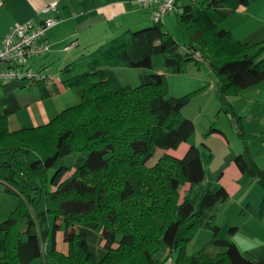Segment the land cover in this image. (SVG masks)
Masks as SVG:
<instances>
[{"label":"trees","instance_id":"obj_1","mask_svg":"<svg viewBox=\"0 0 264 264\" xmlns=\"http://www.w3.org/2000/svg\"><path fill=\"white\" fill-rule=\"evenodd\" d=\"M251 1L202 0L177 7L184 50L164 21L152 19L149 26L110 38L88 54L87 71L59 80L79 102L42 125L9 129V115L28 103L14 89L36 83L41 97H49L59 87L49 89L45 81L2 83L0 167L7 173L0 175V188L18 199L0 222V264H30L38 258L45 264H161L174 252L175 264H264V244L242 252L233 240L218 236L216 220L225 197L205 183L213 157L209 146L191 144L182 156L170 152L194 133V121L182 112L193 93L167 96L166 76L157 72L141 74L136 86L121 84L113 70L152 69L158 54L174 73L204 60L217 78L220 109L235 115L229 98L264 81V40H237L222 21ZM238 128L239 136L249 137L242 124ZM256 138L264 141V132ZM157 149L164 152L148 165ZM230 162L239 168L242 186L253 181L261 186L259 209L250 202L247 206L262 216L264 166L245 144L242 152L228 154L214 178ZM51 215L61 219L57 227L70 228L64 234L67 252L50 240ZM250 225L264 242V226ZM198 228L210 229L212 237L187 254ZM103 241L106 245L100 246ZM209 246L220 250L213 254Z\"/></svg>","mask_w":264,"mask_h":264},{"label":"rangeland","instance_id":"obj_2","mask_svg":"<svg viewBox=\"0 0 264 264\" xmlns=\"http://www.w3.org/2000/svg\"><path fill=\"white\" fill-rule=\"evenodd\" d=\"M182 1L189 4L202 0ZM6 3L5 5L0 3V33L4 31L8 25H11L13 21L23 17V9L26 7L25 0H13ZM79 3L80 1L76 0L75 10L77 13L81 9ZM61 7L62 2L59 3V8ZM176 11V9H173L166 14L164 25L167 29H171V34L179 42L180 49L184 50L182 34L176 20ZM59 18L61 19V16H59ZM118 35L120 34H116V36ZM75 38L76 36H73L72 40ZM70 40L71 39L68 40V38H66L63 42H60L61 48L59 47V52L55 54L54 59H50V62H48L50 63L48 64L50 72L54 74V76H59L60 79L83 73L88 69V58L86 57V53L82 54L78 52L70 56L69 52L63 51L64 45ZM50 50L52 51L51 46ZM67 62H72V69L68 73L62 74L60 69ZM113 70L121 84L136 86L141 81V74L157 72L163 73L166 76L167 96H181L191 92L193 93L189 104L183 108L182 112L185 117L192 119L195 123V130L190 140L195 141L201 148H204L206 145L209 146L213 154L212 161L206 166V173L209 178L212 175V171H215L214 173L216 174L220 173V168L228 153L242 152L245 144L248 145L252 156L256 159L258 164L262 167L264 166V141L256 138L264 132V87L259 94L255 93L253 95L255 99L253 103L247 101L246 97H241L243 95L231 96L230 102L236 113L233 115L220 109V102L213 90H206L207 87H209L208 85L211 79L213 77L215 78V74L205 63L202 67H199V69L198 67H189L188 65L185 72L174 73L170 68L165 66L162 55L158 54L153 56L152 69L118 66ZM4 82L5 81H0V96L2 94V83ZM44 85L49 89L59 87V92L53 96L41 97L40 87L36 83L25 84V86L21 84L17 85L14 92L20 97L22 103L24 101L36 100L38 105L48 113L46 119L54 117L61 110L79 102V98L75 91L70 88H65L61 83L56 84L53 80H48L44 82ZM199 88L204 89L197 91ZM29 109L31 108L25 104V106L21 108L19 114L27 116L29 120H27L26 123L32 126L35 125L33 124L35 122L31 120ZM241 124L243 132L248 134L249 137H241L238 135V132L241 133L238 128ZM211 128L215 130H210ZM163 152V149H157L155 154L148 160L147 164H154ZM2 157H4V154L0 153V159ZM6 173L7 170L0 167V175H6ZM262 195L263 191L261 186L256 181H253L244 185L243 192L238 194V196L234 198V201L228 200L224 202L223 208L219 212L216 220V223L220 226L219 238H230L238 245L242 252L264 244L263 241L254 236L250 231L252 230L250 222L254 221L264 226V214L259 217L253 214L251 209L247 206L250 202L258 210ZM60 222L61 219L59 220V217L56 215L50 216V240H56L58 245H62L64 250H66L68 244L64 234L67 233L70 228L66 230L65 228L57 227V224H60ZM246 223L247 225L245 226ZM236 226L240 228L234 232H230V228ZM211 237L212 231L210 229L198 228L195 231L193 239L187 244V254H192L209 244ZM106 243L107 241H103L100 246H105ZM219 250L218 247L209 246V251L213 254ZM173 256L176 257L177 252H174ZM30 264L45 263L43 258H38L33 260Z\"/></svg>","mask_w":264,"mask_h":264},{"label":"crops","instance_id":"obj_3","mask_svg":"<svg viewBox=\"0 0 264 264\" xmlns=\"http://www.w3.org/2000/svg\"><path fill=\"white\" fill-rule=\"evenodd\" d=\"M11 1L13 0H9L7 3ZM49 1L50 0H25L26 7L23 9V17L19 20L13 21L11 25H8L4 31L0 33V38H2L8 29L13 26L24 23L28 20L38 22L44 19L47 15L41 12V8ZM78 1H80L79 4L81 9L77 13L75 10L76 0H59L57 10L54 12L53 16L56 18L61 16V19L59 18V22L53 26L44 37L49 42L52 51L50 50L46 55L37 59L40 64H50L48 63L50 62V59H54L55 54L59 52V43L63 42L66 38L71 40L67 42L64 47L72 41L75 43V46L70 50H65L63 47V51L69 52L70 56L74 53L77 54L78 52H81L82 54L86 53L87 57L91 51L108 41L110 38L116 36V34H121L128 29H138L144 26H149L152 22V8L141 7L134 2V0ZM61 2L62 7L59 8V3ZM177 4L178 9H181V7L187 3L178 0ZM222 26L229 30L234 38L242 42L257 43L264 40V0H254L248 5H240L222 21ZM169 31L171 32V29H169ZM73 36H76V38L72 40ZM204 63L209 68L208 63L204 60L199 64L190 63L189 67H198L199 69ZM60 81H57L56 83H60ZM216 84L217 78L215 76V78L213 77L211 79L208 85L209 87H207L206 90H213L215 93ZM262 85H264V81L242 91L239 95H243L241 97H246L247 101L253 103L255 100L253 95L255 93L259 94L262 91L264 87ZM229 100L231 101V97ZM27 105L31 108L29 109L31 120L35 122L33 123L35 125L32 126L42 125L51 119H46L48 113L38 105L36 100L28 101ZM20 110L9 115L8 125L10 130H17L22 127L31 126L26 123L27 120H29L28 117L19 114ZM191 144L197 145L195 141L189 139L187 142L182 143L177 149L171 150L170 152L176 156H182ZM228 154L226 156H228ZM214 172L215 171H212L210 178L206 173V185L213 190H216L218 195L225 197V202L228 200L234 201V198L242 193L244 189V186L239 183L241 172L237 165L230 162L222 169V173L218 178H214L216 174ZM17 199V195L4 192L0 188V222L3 221L14 209ZM56 244L60 251L66 252L67 249L64 250L63 246H59L57 241ZM3 250L4 243L0 238V255L3 253Z\"/></svg>","mask_w":264,"mask_h":264},{"label":"built area","instance_id":"obj_4","mask_svg":"<svg viewBox=\"0 0 264 264\" xmlns=\"http://www.w3.org/2000/svg\"><path fill=\"white\" fill-rule=\"evenodd\" d=\"M59 0H50L41 8L48 17L41 21L28 20L8 29L0 38V81L18 80L24 82L59 81L48 65L40 64L38 58L50 51V44L44 38L59 19L53 16ZM141 7L152 8L151 19L155 22L164 21L166 14L177 9L178 0H134ZM75 46L72 41L65 46L70 50ZM161 264H175L173 256H169Z\"/></svg>","mask_w":264,"mask_h":264}]
</instances>
